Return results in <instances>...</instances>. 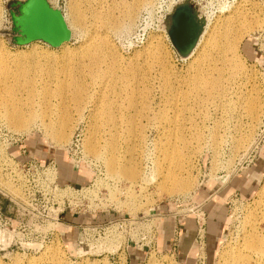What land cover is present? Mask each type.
I'll use <instances>...</instances> for the list:
<instances>
[{
	"label": "rangeland",
	"instance_id": "rangeland-1",
	"mask_svg": "<svg viewBox=\"0 0 264 264\" xmlns=\"http://www.w3.org/2000/svg\"><path fill=\"white\" fill-rule=\"evenodd\" d=\"M17 1L0 0V120L10 128L8 105L38 117L10 128L22 137L0 129V264H222L245 249L249 234H264V0H190L208 26L188 58L160 22L167 29L165 17L183 0H139L116 30L96 27L94 13L133 0H80L84 21L55 47L11 42ZM73 1L48 0L65 21ZM96 29L119 63L112 66L107 51L98 63L84 55ZM19 56L24 72L13 60ZM248 100L258 105L256 119L244 110ZM43 123H68L66 136ZM171 146L188 190L148 181L128 192L106 171L114 157L123 170L148 176ZM45 168L55 172L51 192L43 190Z\"/></svg>",
	"mask_w": 264,
	"mask_h": 264
},
{
	"label": "bare ground",
	"instance_id": "bare-ground-1",
	"mask_svg": "<svg viewBox=\"0 0 264 264\" xmlns=\"http://www.w3.org/2000/svg\"><path fill=\"white\" fill-rule=\"evenodd\" d=\"M143 1H146V0H143ZM143 1L133 0V1H130V2L124 1V2H121V3H115V4L113 2L112 8H107V10H102V11H98V12L94 13V15H93L94 16L93 17L94 23H95L96 27H98V26L99 27H104V28L106 27V28H111L113 30H116L122 24H124L123 23L124 19L126 21H131L132 20L137 8L139 6H141ZM114 8H120V10H121V14L120 15L121 16H118V15L115 16L113 14V9ZM170 10H171V8H170ZM83 13L84 12L81 10L80 0H74L73 3H72L71 19L66 18L68 26L71 28V27H74L76 25L81 24L84 21V14ZM201 16H202V13H201ZM201 16H200V14H198V17H201ZM160 22L162 23V30L167 32V29H166V27L164 25L165 21L163 22V20L160 19ZM93 26H94V24H93ZM207 26H208V21L204 20V27H203V30H202L199 38H198V41H197L196 45L194 46L193 50L191 51V53L185 58H188L195 51L198 50V48L200 46V42L202 41V38L204 37V34L206 33ZM104 28H102L101 30H103ZM99 33H101V32L96 29L93 32L92 35L90 34L89 38H87V41L85 42L84 51H82V50L81 51L84 52V55L87 56V58H92L94 63L100 62L102 57L105 60V57L103 56V54H106V53H103V52L107 51L109 53L108 55L109 56L111 55V57H112L111 59L113 61L112 62L113 63L112 66H113L119 61L118 57L116 56L114 51L111 49V45L109 43V40L107 38H105L104 36H99L100 35ZM224 34L226 35V29L224 30ZM168 37H169V35H168ZM213 37L215 38V36H213ZM169 40H170V38H169ZM215 46L221 52H226L227 45L224 46V47H219L218 43H215ZM21 52H19V53H21ZM15 54H17V53H15ZM64 55L68 56L67 51L64 52ZM79 55H81V54H79ZM85 56H83V57H85ZM152 56L154 58L157 56L161 60V58L158 55H156L155 53H152ZM69 58H72V57L69 56ZM13 60L16 61V64H17L18 69L20 71L24 72L27 69H29V68H27L28 65L27 66H22V64H20V63H22L21 62L22 59H21L20 56L18 58H16V59H13ZM1 61H3V62H2V65H0L1 66L0 69H1L2 72H5L6 60L3 58ZM162 61H163V59H162ZM89 62H92V61L89 60ZM68 63H69V61H68ZM106 63H108V61ZM129 69L131 70V68H129ZM216 82H217V78L214 79L213 83H216ZM73 85L75 86V82L73 83ZM210 89H212V87ZM78 91L79 90L76 89L74 91V95ZM209 91H211V90H209ZM7 92H9V89H7ZM253 98H255V97H253ZM246 100H247V98L245 97L244 100H243V102L245 104H246ZM8 106H6V108H7L6 109V117L7 118L5 117L4 119L8 123V126L10 128H12V129L16 130V131H19V129L22 130L24 127H26L30 123V121L35 117V115H37L36 117H38V114L31 113L29 118H25L21 110L15 108L14 106H11V105H8ZM257 106L258 105L256 104V102H254L253 100H248L247 101V105L244 107V110L246 108V110H247L248 114L250 115V117L253 118V119L254 118L256 119L257 111H258L257 110ZM105 114H106V117H105L106 120H109V118L111 119L112 116L110 114H108V112H105ZM0 124H3L4 126H6L1 120H0ZM43 125H44V127H46L45 131H50L51 134H54V136H56V135L61 136V137L66 136L67 129H68V123H62L61 125H59V127H54V125L52 126L49 123H43ZM10 128H8L10 131L15 132V131L11 130ZM53 140H55L57 142L60 141V140H57V139H53ZM87 145H88V147H87L88 153L96 155L95 145L93 143H89ZM171 147L173 149L171 148L172 150L170 151V153L167 152L166 150H168V149H166L165 150L166 152L164 151V155L165 156L161 157V160L158 159V160L154 161L155 162L154 171H152L151 174H149L148 176H145V174H144V176H143V174L140 175V173H139L140 171H137L138 167L137 168H133L131 170H127V169L123 170L122 166L117 165L118 164L117 160L114 157L109 158L108 160L105 159L104 162L106 164V171H107L109 176L114 177L115 179H120L122 181H125L128 184L127 188H130V189H128V192L131 190L132 186H136V184H134V182H139L140 183L139 185H141V184H144V183H146L148 181H154V182L156 181L157 184H159L161 186V188H164V190L167 191V192H175L176 189L178 188V187H176L177 184L182 186L180 188H184L185 190H188L190 188L191 184L187 183L186 181H184V183H183V181L180 178L178 179L177 174L174 172V169H173V168L176 167V165L180 166V161H181L180 151L176 148V146H171ZM13 170H15V169H13ZM157 171H159V172L156 173ZM157 174H160V177L159 176L155 177V175H157ZM15 176L17 177L16 179H13V177L12 178L10 177V178H11V180L13 179L14 181H16L15 184L17 186L19 185L20 182L23 183V181L21 180L22 176H20L18 174V172H17V174H15ZM50 176H51V179L54 178L55 177V172L51 171L50 172ZM88 189L89 188H86V191H88ZM65 190L66 189L60 190V192L58 194L59 195H63L65 193ZM89 191L92 192L93 189H89ZM25 198H26V201H27V197H24V200H25ZM109 246L111 247V244H109ZM115 248H116V246H115ZM244 248L245 249L242 250V251L239 248L240 251H238V252L235 251L237 253L233 252V253H235L233 255H231L232 253L229 254V255H231V256H229L230 260L224 261V263H222V264H256V261L253 260V255L254 254H256V256L258 255L259 258H263L264 257V234L259 235V236L255 235L254 233L249 234L246 237V240L244 242ZM107 250H108V248H107ZM220 255H222V254H220ZM222 256H224V254ZM221 260L223 262V259H221ZM257 262H259V261H257ZM86 264H93V263L86 262Z\"/></svg>",
	"mask_w": 264,
	"mask_h": 264
},
{
	"label": "water",
	"instance_id": "water-1",
	"mask_svg": "<svg viewBox=\"0 0 264 264\" xmlns=\"http://www.w3.org/2000/svg\"><path fill=\"white\" fill-rule=\"evenodd\" d=\"M16 8L9 11L11 42L16 45L43 41L50 46H59L70 36V27L57 8L48 0H18ZM196 6L183 0L172 9L167 19V32L179 57H187L204 27V19L198 17Z\"/></svg>",
	"mask_w": 264,
	"mask_h": 264
},
{
	"label": "built area",
	"instance_id": "built-area-1",
	"mask_svg": "<svg viewBox=\"0 0 264 264\" xmlns=\"http://www.w3.org/2000/svg\"><path fill=\"white\" fill-rule=\"evenodd\" d=\"M3 128H5V126L3 125V124H0V129H3ZM10 131V130H9ZM11 137L13 138V134H17L19 137H22L21 135H19L18 133H16V132H12L11 131ZM19 139V138H18ZM43 173H44V175H45V181H44V188H43V190H48V191H50L51 192V190L53 189V191L54 190H56L57 189V186H56V184H55V177L54 178H52L51 179V176H50V170L48 169V168H45V170L43 171ZM54 186V187H53ZM42 187V186H41ZM199 228H201V225H199ZM202 231V229H200V232ZM199 238H201L200 237V235H199ZM199 244L201 245V242L199 241Z\"/></svg>",
	"mask_w": 264,
	"mask_h": 264
},
{
	"label": "crops",
	"instance_id": "crops-1",
	"mask_svg": "<svg viewBox=\"0 0 264 264\" xmlns=\"http://www.w3.org/2000/svg\"><path fill=\"white\" fill-rule=\"evenodd\" d=\"M184 225H185V227H186V223H184L183 226H184ZM186 230H187V228H186Z\"/></svg>",
	"mask_w": 264,
	"mask_h": 264
}]
</instances>
